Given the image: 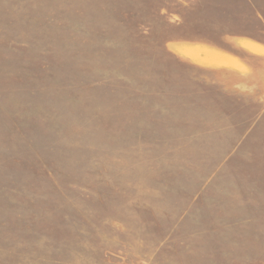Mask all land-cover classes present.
<instances>
[{
    "label": "rangeland",
    "instance_id": "obj_1",
    "mask_svg": "<svg viewBox=\"0 0 264 264\" xmlns=\"http://www.w3.org/2000/svg\"><path fill=\"white\" fill-rule=\"evenodd\" d=\"M0 264H264V0H0Z\"/></svg>",
    "mask_w": 264,
    "mask_h": 264
}]
</instances>
